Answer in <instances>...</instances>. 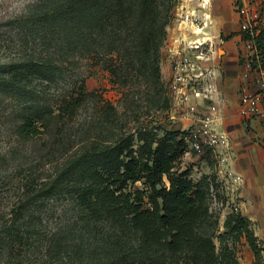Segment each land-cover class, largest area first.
I'll return each mask as SVG.
<instances>
[{
  "label": "trees",
  "instance_id": "1",
  "mask_svg": "<svg viewBox=\"0 0 264 264\" xmlns=\"http://www.w3.org/2000/svg\"><path fill=\"white\" fill-rule=\"evenodd\" d=\"M13 23L31 53L13 62L8 75H0V86L8 95L30 100L18 127L25 138L57 130L92 94L82 85L57 110L40 101L41 81L53 80L77 57L104 64L118 83L142 81L151 103L160 104L169 93L161 50L170 22L161 0H37ZM254 40L256 55L264 60V30ZM257 56L253 68L259 64ZM107 113L111 142L84 135L75 152L65 148L67 160L55 174L41 183L27 182L10 217L0 219V251L9 252V263L240 264L226 244L230 234L245 236L254 264L261 263L264 248L249 219L231 214L228 231L218 236L219 249L216 231L204 226L209 216L204 193L189 171H173L188 146L186 131L171 128L163 138L154 130L139 131L135 139L119 133L114 113ZM165 177L169 187L162 185ZM142 180L151 190L148 208L144 191L129 189ZM64 198L73 218L47 231L48 203ZM32 251L37 255L28 258Z\"/></svg>",
  "mask_w": 264,
  "mask_h": 264
},
{
  "label": "rangeland",
  "instance_id": "2",
  "mask_svg": "<svg viewBox=\"0 0 264 264\" xmlns=\"http://www.w3.org/2000/svg\"><path fill=\"white\" fill-rule=\"evenodd\" d=\"M35 1L0 0V75H8L13 62L31 53V48L23 45L20 30L13 21L26 14ZM241 1L214 0L213 29L222 57V84L229 101L224 117V125L232 135L229 153L225 155L209 151L199 155L188 142L173 168L178 174L189 171L197 189L204 193L209 214L204 226L212 230L210 233L216 231L214 243L218 249V236L228 231L226 220L233 213L250 220L259 244L264 248V117L241 120L237 114L241 94L245 89L258 87L257 76L248 67L253 49L245 45L240 34L237 9ZM250 1L252 5L264 8V0ZM161 4L164 12H168L170 22L161 50L162 77L167 85L169 46L177 31L180 0H161ZM131 79L124 84L118 83L104 64L92 58L77 57L73 63L58 71L53 80L41 81L38 89L41 92L40 101L57 110L64 99L79 94L82 85L92 94L74 118L66 119L49 135L41 133L30 138H25L18 128L25 109L31 104L30 100L8 95L0 86V219L10 217L24 185L33 180L41 183L55 174L57 168L67 160L68 153L82 147L84 135H89L91 140L110 141L113 135L106 131L113 125L107 124V118L111 116L107 112L114 113L119 133L122 130L126 135H134L135 139L139 131L148 133L154 130L159 138H163L171 128L183 130L190 127L189 120L182 117V109H176L171 102L167 104L165 97H170V93L162 96L160 104L151 103L146 85ZM65 148L72 150L64 153ZM236 176L242 177L238 183L233 180ZM162 185L169 187L167 177ZM131 188L144 191V208L151 207V190L145 180L134 183ZM47 206L49 211L45 215L44 226L47 231L66 225L73 218L66 198L51 200ZM226 244L233 249L240 264L255 263V255L245 236L235 239L230 234ZM36 255L32 251L28 258ZM10 257L9 252L0 251V264H11ZM260 264H264V252Z\"/></svg>",
  "mask_w": 264,
  "mask_h": 264
},
{
  "label": "built area",
  "instance_id": "3",
  "mask_svg": "<svg viewBox=\"0 0 264 264\" xmlns=\"http://www.w3.org/2000/svg\"><path fill=\"white\" fill-rule=\"evenodd\" d=\"M237 11L242 40L253 49L249 71L258 79V87L245 89L237 102L239 118L249 120L264 117V60L256 55L254 40L264 30V8L243 0ZM177 15V31L169 46L167 87L171 103L176 109H182V117L191 123L183 131L188 133L187 141L193 151L199 155L209 151L228 155L232 135L224 125V117L229 101L222 84V57L213 29L214 0H180ZM245 35L250 38L244 39ZM256 56L259 64L253 68ZM233 180L238 183L242 177L236 176Z\"/></svg>",
  "mask_w": 264,
  "mask_h": 264
}]
</instances>
